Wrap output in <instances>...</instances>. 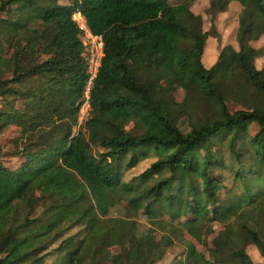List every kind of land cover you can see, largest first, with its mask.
I'll return each mask as SVG.
<instances>
[{"label": "trees", "instance_id": "trees-1", "mask_svg": "<svg viewBox=\"0 0 264 264\" xmlns=\"http://www.w3.org/2000/svg\"><path fill=\"white\" fill-rule=\"evenodd\" d=\"M194 1L0 0V17L20 5L18 20L10 22V77L2 76L0 63V116L15 114L16 95L30 110L19 116L24 134L11 152L17 166L7 168L0 155V254L10 246L0 264L41 262L51 252L52 264H99L106 247L123 237L152 248L126 255L124 264H154L165 247L200 241L214 222L223 224L216 250L222 264H253L248 244L264 257V67L257 65L264 46L252 43L264 34V0H209L208 30ZM232 1L243 9L224 37L222 25L233 20L217 19ZM74 12L103 41L87 98L83 30ZM140 44L149 64L141 62ZM207 55L216 56L210 65ZM162 81L181 88L184 99L169 104ZM233 91L251 101L249 110L229 109ZM194 98L209 115L189 117L183 131L174 114H188ZM85 101L87 117L74 130ZM150 155L155 159L143 172L124 180L125 169ZM44 188L62 200L31 217ZM160 202L192 219L163 233L165 222L154 211ZM116 205L127 214L111 215ZM140 210L143 227L135 218ZM73 227L77 232L68 233ZM190 259L176 264H195Z\"/></svg>", "mask_w": 264, "mask_h": 264}, {"label": "rangeland", "instance_id": "rangeland-1", "mask_svg": "<svg viewBox=\"0 0 264 264\" xmlns=\"http://www.w3.org/2000/svg\"><path fill=\"white\" fill-rule=\"evenodd\" d=\"M180 0H169L170 3H177ZM61 3L67 4L68 0H60ZM209 0H195L192 4V10L197 13L204 15L203 17V29L208 30L210 27L209 16L205 15V10L209 8ZM19 4H11L7 9L2 13L0 20V63H2V76L8 78L11 75L12 63L14 57L13 50V33L11 32L10 22H16L19 18ZM243 6L237 2L232 1L229 3L228 7L224 11V15H219L217 23H223L228 21L230 18L233 20L232 23L235 24L237 17L239 16ZM73 17L76 19L78 24L83 28L85 27L84 19L79 15L78 12L73 13ZM84 23V24H83ZM216 24V23H215ZM229 33V32H228ZM226 33L224 37L227 36ZM87 35V34H86ZM82 39L88 41L89 38L83 34ZM219 43L218 40L213 41V45ZM254 45L259 47L264 46V34L260 36L259 39L252 42ZM212 45V46H213ZM138 50L140 53L141 62L143 64H149V53L146 46L140 44L138 45ZM89 52V45L86 46L85 52ZM96 54V52H95ZM216 58V56H215ZM212 56L207 55L205 60L206 64L210 65L214 62ZM257 65L259 67H264V55L258 59ZM10 87L16 90H19V87L16 84H10ZM161 92L164 98L169 104H174L181 102L185 97V92L177 86H169L165 81L161 82L160 85ZM245 95V94H244ZM238 92H231L227 98L226 102L229 109L234 110H249L251 107V101ZM189 113H184V111H179L174 114L175 119H177L180 128L183 131L189 129V120L188 118H196V120H202L207 118L209 112L206 110L205 106L199 105L197 100L194 98L190 101V104L187 106ZM4 108V102L0 101V111ZM11 108L13 109V115L0 116V155H2V161L7 168H15L18 164L19 157L12 156L11 152L19 146V142L23 138L24 134V123L20 120L19 116L24 114H29L30 110L27 109L21 101V98L16 95L14 101L11 103ZM89 107L87 102H84L79 110L76 123H74V130L81 126L87 117ZM133 125L129 123L127 128H131ZM258 131V126L256 123H252L249 127V134L255 135ZM155 157L153 155L148 156L141 162H139L135 167L124 170L123 178L124 180H129L130 178L137 176L143 172L151 162H153ZM123 164L126 163V160L123 159ZM124 166V165H123ZM36 204L31 212L30 216H36L45 206L52 203H59L62 199L60 194L49 188H44L41 192H36ZM126 208L128 205L125 206ZM129 209L132 208L129 206ZM156 215L164 220L165 228L163 233L170 234L177 230L179 227L184 226L187 221L191 220L192 213L184 209H170L165 206L163 202H160L157 206L154 207ZM126 210L120 207V205L114 206L110 214L111 215H125ZM136 220L140 223L141 227L145 226L146 217L144 213L140 210L136 215ZM140 227V228H141ZM223 229V224L219 222H214L208 225L201 235L200 241L189 238V246H183L178 242H175L169 247H165L164 251L160 258H158L154 264H176V262L181 261L188 257L190 261L193 260L195 264H222L220 259L217 256V251L222 246L223 239L220 238V231ZM78 230L77 227H73L69 230L68 233H76ZM160 232H156L155 236L158 238ZM10 246L4 248L1 252L3 256L9 250ZM151 245L142 244L134 239H128L123 237L119 241L111 244L106 247L104 258L100 261L99 264H124L123 259L126 255L132 254H150ZM246 252L253 262V264H264V257L261 256L258 249L252 245L248 244L246 246ZM55 252H51L40 262H33L31 264H52L55 259Z\"/></svg>", "mask_w": 264, "mask_h": 264}, {"label": "built area", "instance_id": "built-area-1", "mask_svg": "<svg viewBox=\"0 0 264 264\" xmlns=\"http://www.w3.org/2000/svg\"><path fill=\"white\" fill-rule=\"evenodd\" d=\"M84 23H85V21H84ZM79 27L83 30L82 36H83V34H85V37L87 36L89 38L88 41H85V40L82 39L83 40V45H84L85 48H86L87 45H89V52L87 51V53H86L85 52V49H84V56L87 58V74H88L87 83H86V87H85L84 94H85V96L87 98L88 97L89 87H90V85L92 83L93 78L96 76V73L98 71V67L100 65V59H101V56H102L103 41H102V39H101L100 36L93 35L90 32V30L87 28V26H85V27L82 28L79 25ZM95 52H96V54H95Z\"/></svg>", "mask_w": 264, "mask_h": 264}, {"label": "crops", "instance_id": "crops-1", "mask_svg": "<svg viewBox=\"0 0 264 264\" xmlns=\"http://www.w3.org/2000/svg\"><path fill=\"white\" fill-rule=\"evenodd\" d=\"M221 15H224V13L221 14ZM235 25H236V23L234 24V23H232V21L229 22V24L227 25V28H224V25H222V27H223V34L228 33V32H230L231 30L235 29ZM214 58H215V57H213V59H214Z\"/></svg>", "mask_w": 264, "mask_h": 264}]
</instances>
